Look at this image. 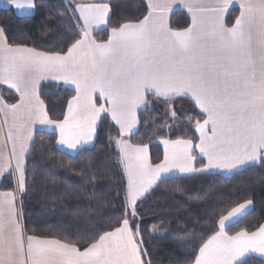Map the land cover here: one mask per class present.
<instances>
[{
  "label": "snow or ice",
  "instance_id": "1",
  "mask_svg": "<svg viewBox=\"0 0 264 264\" xmlns=\"http://www.w3.org/2000/svg\"><path fill=\"white\" fill-rule=\"evenodd\" d=\"M6 3L16 9L37 6L35 0ZM178 3L190 21L179 29L169 22ZM236 5L238 15L229 22ZM65 9L78 38L60 52L10 44L0 28V86L18 97L8 103L0 96V177L7 173L15 183L14 191L0 192V264H152L140 224L130 217L137 216L138 202L158 182L174 173L191 177L213 169L233 172L264 165V0H146L141 19L110 28L107 2H65ZM101 26L107 36L97 40L94 32ZM48 79L71 86L75 93L62 119H52L41 99L40 83ZM149 96L165 103L173 122L177 100L189 101L202 117L186 120L198 133V142L159 139L163 158L158 163L152 162L148 144L125 139L137 129V111L149 106ZM104 117L119 129L110 143L126 175L122 218L109 230L85 237L83 246L79 240L27 235L17 193L27 190L26 157L34 126L51 129L55 145L79 154L94 142ZM162 127L171 130L169 124ZM252 205L251 199L235 202L220 215L215 230L184 264H248L252 254L264 258V223L254 231L226 230L227 222Z\"/></svg>",
  "mask_w": 264,
  "mask_h": 264
},
{
  "label": "trees",
  "instance_id": "2",
  "mask_svg": "<svg viewBox=\"0 0 264 264\" xmlns=\"http://www.w3.org/2000/svg\"><path fill=\"white\" fill-rule=\"evenodd\" d=\"M33 17H18L12 11L0 9V28L10 44H22L43 52H60L75 37L70 13L65 1L35 0ZM111 18L108 27L127 20L141 19L146 14L145 0H114L109 3ZM65 12L64 16L60 13ZM239 10L230 14L231 22ZM189 17L177 12L172 20L174 28L186 27ZM107 32L97 34L105 39ZM75 93L54 85L41 87L52 119H62L67 100ZM1 96L15 103L16 96L7 89ZM149 106L139 115V131L128 140L132 144L149 145L151 160L163 158L159 145L161 137L192 138L197 133L186 122L189 116L202 119L187 100L173 102L177 113L175 122L169 119L166 105L153 97ZM183 107V108H182ZM171 125V130L162 127ZM119 135L117 128L105 117L92 148L74 156L60 151L55 145L57 136L37 132L26 163V192L23 202V223L27 235H38L81 241L84 238L116 226L123 215V191L126 175L119 161L118 150L110 138ZM203 162L200 160L197 167ZM2 191L15 190L14 177L2 181ZM253 201L252 211L226 230L234 234L241 229L254 231L264 223V165L248 168L232 177L199 175L191 178H173L161 182L137 204L136 222L140 224L143 247L152 264H184L193 248L198 247L214 229L220 215H226L235 202ZM155 228V230H153ZM248 264H264L256 258Z\"/></svg>",
  "mask_w": 264,
  "mask_h": 264
},
{
  "label": "crops",
  "instance_id": "3",
  "mask_svg": "<svg viewBox=\"0 0 264 264\" xmlns=\"http://www.w3.org/2000/svg\"><path fill=\"white\" fill-rule=\"evenodd\" d=\"M64 1L67 2V3H71V5L74 6L76 3H79V2H92V3H102V2H107V3H110V2H112V1H114V0H64ZM145 2H146V0H145ZM0 9H1V10H5V11H12V12L15 13L16 16L21 17V18H23V17H33V16L35 15V13H36V8H35L34 10H28V9H16L13 5L6 3V0H0ZM235 9L239 10L238 5L234 6V7L230 10L229 15L227 16V20H228L230 14L232 13V11L235 10ZM177 12H183V13L187 14L186 9H184L182 5H180L179 3L176 4V5H174V6H173V12H171V13L169 14V22H170V24H171V20H172L173 16H174ZM187 15H188V14H187ZM110 16H111V13H110ZM101 32H104V30H103V26H101L100 29L95 30V32H94V36H96L97 34H100ZM44 85H54V86H57V87H60V88H63V89H67V90H71V91H73L72 88H71V86L65 85V84H63V82L53 81V80H51V79L41 81V83H40V90H41V87L44 86ZM2 89H7V90H9L10 92H12V93L16 96L14 90H10V89H8L6 85H5V86H0V96H1V90H2ZM73 92H74V91H73ZM149 97H151V96H149ZM149 97H148V98H149ZM16 98L18 99L17 96H16ZM99 102H101V101H98V103H99ZM145 109H146V108H144V107H141L140 109H138V111H137L138 119H139V115H140ZM104 118H105V117H104ZM104 118H102V120H103ZM109 119H110V118H109ZM110 121H111V120H110ZM111 122H112V121H111ZM112 123H113V122H112ZM100 124H101V123H100ZM113 125L117 128V130H118V132H119L118 127H117L114 123H113ZM99 126H100V125H99ZM98 128H99V127H98ZM97 130H98V129H97ZM5 131H6V130H5ZM138 131H139V125H138L137 129L134 130L133 134H130L128 137H125V139H129L130 137L136 135V134L138 133ZM37 132H46V133H51V134H55V135H56V133H54L51 129H49V128L45 127V126H42V125H39V124L35 125L34 128H33V140H32V142H31V148H32V145H33V142H34V139H35V135H36ZM96 136H97V135H96ZM95 141H96V137H95L94 142H93L92 144L86 146V149L92 148V147L94 146V144H95ZM197 142H198V133H197ZM159 145H160V147H161V149H162V151H163V145H161L160 143H159ZM10 147H11V146L9 145V150H10ZM57 147H58V149H59L60 151L66 153V154H68V155H71V156L76 155V153H71V154L67 153L64 149H61L60 146H58V145H57ZM0 150H3L2 134H0ZM30 152H31V151H30ZM196 152H198V150H196ZM29 155H30V153H29V154L27 155V157H26V163H27V160H28V158H29ZM149 155H150V149H149ZM150 158H151V155H150ZM199 161H200V160H199ZM201 161L204 162L202 159H201ZM196 166H197V165H196ZM258 166H260V164H252V165L245 166V168H244L243 170H235V171H233V172H226V171H220V170H215V169H213V170H210V171L207 172V173L195 174V175H193V176H191V177H196V176H199V175H218V176H221V177H224V178H229V177H232V176H234V175H236V174H238V173H240V172H242V171H244V170H246V169H248V168H251V167H258ZM7 176H10V175L6 173V174H4L3 177H0V192H2V189H1L2 181H3V179H4L5 177H7ZM191 177H183L181 174H176V173H174V174H171V178H165V179L162 180L161 182L166 181V180H169V179H173V178H191ZM161 182H158V185H159ZM158 185H157V186H158ZM157 186H155L152 190H154ZM152 190H151V191H152ZM151 191H150V192H151ZM150 192H149V193H150ZM149 193H147L146 196H147ZM17 194L22 195V194H20V193H17ZM146 196H145V197H146ZM145 197H144V198H145ZM144 198H142L140 201H142ZM17 201H18V200H17ZM140 201H139V202H140ZM18 204H19V203H18ZM251 211H252V206H251L248 210H246V213H245L243 216H241V217H239V218H234L233 221H229V222H227V228H228L229 226L235 224L236 222H238V221L241 220L242 218H244V217H245L247 214H249ZM227 228H226V229H227ZM250 258H256V259H259V260H261V261H264V258L259 257L257 254H252V255H251L250 257H248L247 259H250Z\"/></svg>",
  "mask_w": 264,
  "mask_h": 264
},
{
  "label": "rangeland",
  "instance_id": "4",
  "mask_svg": "<svg viewBox=\"0 0 264 264\" xmlns=\"http://www.w3.org/2000/svg\"><path fill=\"white\" fill-rule=\"evenodd\" d=\"M183 108V107H182ZM20 196L19 194H17V200H18V203L20 202ZM139 203V202H138Z\"/></svg>",
  "mask_w": 264,
  "mask_h": 264
}]
</instances>
